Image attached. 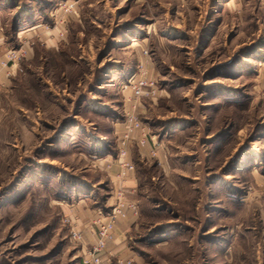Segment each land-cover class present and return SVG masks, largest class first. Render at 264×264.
Returning a JSON list of instances; mask_svg holds the SVG:
<instances>
[{
	"label": "rangeland",
	"instance_id": "1",
	"mask_svg": "<svg viewBox=\"0 0 264 264\" xmlns=\"http://www.w3.org/2000/svg\"><path fill=\"white\" fill-rule=\"evenodd\" d=\"M146 61L132 264H264V0H0V264H82L69 208L108 209Z\"/></svg>",
	"mask_w": 264,
	"mask_h": 264
},
{
	"label": "built area",
	"instance_id": "2",
	"mask_svg": "<svg viewBox=\"0 0 264 264\" xmlns=\"http://www.w3.org/2000/svg\"><path fill=\"white\" fill-rule=\"evenodd\" d=\"M8 62L16 61L14 52L10 53ZM20 57H23L20 51ZM4 65V67H6ZM157 81L148 73L146 67H139L120 84L123 97L122 128L116 134V163L119 173L115 176L117 181H123L135 172V166L129 159V148L134 146L142 148L152 140L147 124L139 118L138 108L144 100H153L157 96ZM129 103V104H128ZM144 103V102H143ZM152 157H157L155 150L151 151ZM99 160L94 163L97 167ZM111 164H107L109 169ZM135 189L127 190L120 186L112 193V205L106 208L98 207L94 217L88 225L81 230L77 221L70 222V238L81 247L82 264H111L115 255L107 251V244L114 240V230L118 218L132 215L139 216V203L135 198ZM117 262L122 264L117 258ZM126 264H130L127 262Z\"/></svg>",
	"mask_w": 264,
	"mask_h": 264
},
{
	"label": "crops",
	"instance_id": "3",
	"mask_svg": "<svg viewBox=\"0 0 264 264\" xmlns=\"http://www.w3.org/2000/svg\"><path fill=\"white\" fill-rule=\"evenodd\" d=\"M171 1L173 2L174 0H171ZM175 1L177 3H179L182 7V6H184V4L186 2L188 3L190 0H175ZM144 63H145V67L147 69H151L149 66V62L146 61ZM143 108L145 109V106L143 107L141 105L138 108V114L141 116L144 113ZM122 127L123 126H122L121 121L119 123L116 122V124L113 127L114 128L113 133L115 132V135H116L121 130ZM153 145H151V142L149 141L142 148H136L134 146H131L129 148V153H128L129 159L134 164V166H135V163L133 160V155L135 154V152L137 151V153L140 155V158H145V156L146 157L147 156L152 157L151 151L156 150ZM115 150H116V148H115ZM156 154L158 155V152ZM157 157H159V156H157ZM108 163L111 164L109 169L106 168V165ZM98 166L99 167L101 166L102 170L104 172H106V177L108 180L107 181V188H108V192L110 195H112L114 190L120 186L126 188L127 190L135 189V191L137 193V191L139 189V187H138L139 184H138V176H137L136 169H135L134 173H131L123 181H117L115 176L119 173V171H118V166L116 163L115 155H113V153L110 154L109 151L104 153L103 157L101 159H99V161H98ZM135 195H137V194H135ZM135 198H136V196H135ZM112 202H113V198L109 197L107 202L105 203L106 204L105 206L108 207V206L112 205ZM76 205H77L76 207H74V206L70 207L69 210H70V212H72V214H73L72 216L77 219V221L79 222V225L81 224V221H82V219H84L85 216H87V219H85L84 223L86 221H88L89 218L94 217V211L93 210H88V211L85 210L86 205H84L83 203H80V202L77 203ZM135 221H136V218L133 217L132 215L131 216L128 215L125 218H118L116 226H115V230H114V240L107 244V248H106L107 251L114 254L115 258H119L121 260L122 264L123 263L126 264L127 262H130V264H132V262H133V258H131L130 254L128 252H126L127 250L125 249V241L128 237L127 236L128 233L131 231L132 226L135 223Z\"/></svg>",
	"mask_w": 264,
	"mask_h": 264
},
{
	"label": "trees",
	"instance_id": "4",
	"mask_svg": "<svg viewBox=\"0 0 264 264\" xmlns=\"http://www.w3.org/2000/svg\"><path fill=\"white\" fill-rule=\"evenodd\" d=\"M115 154H116V150L113 149V155H115ZM115 156H116V155H115Z\"/></svg>",
	"mask_w": 264,
	"mask_h": 264
}]
</instances>
